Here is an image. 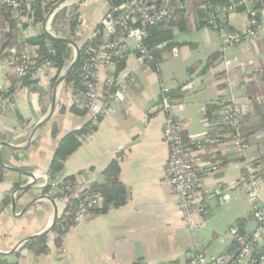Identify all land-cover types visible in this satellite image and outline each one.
Returning <instances> with one entry per match:
<instances>
[{
    "label": "crops",
    "instance_id": "1",
    "mask_svg": "<svg viewBox=\"0 0 264 264\" xmlns=\"http://www.w3.org/2000/svg\"><path fill=\"white\" fill-rule=\"evenodd\" d=\"M68 2L56 12L65 10L63 15L69 19L68 35L57 32V24H52L55 15L45 24L50 34L69 38L71 23L76 20L74 36L81 41L80 46L93 39L102 42L111 37L100 24L110 10L107 0ZM195 17L189 16L184 30L173 28L174 45L168 51H162V46L154 69L139 58L132 41L120 43L118 60L124 58V67L117 72L116 61L98 74L97 89L106 110L98 122L87 112L83 115L73 113L71 97L74 89L71 84L66 85L63 80L56 86L70 63L56 79L57 71L53 68L37 71L31 79L35 81L33 84L20 85L11 95L0 96V143L10 146H0L4 166H0L3 169L0 182V264H139L133 260L140 256L143 248L140 245L137 252L127 250L129 244L147 242L152 234L160 232V228L170 232L182 229V245L174 251L178 254L173 258L175 260H151L150 264H180L181 257L184 258L183 264H188L192 252L209 256L228 253L232 243L228 235L218 239V244L224 245L220 252L208 253L207 249L199 252L194 241L204 223L190 228L181 220L177 199L164 175L168 148L162 140L161 129L166 114L159 104L163 90H166L165 95L172 107L182 104V109L174 114L184 124L185 136L191 143L205 141L202 149L191 145L189 153L194 166L201 171L193 199L207 196L204 199L205 213L201 215L208 219L227 206V192L234 197L240 192L248 201L252 217L255 208L264 206V99L258 103L252 98L255 93L264 95V4L260 7L257 39L245 40L241 44L225 43L216 30L197 25ZM12 18L13 26L6 23L3 32L14 36L18 49L21 45L20 51L29 52L26 39L43 34L44 20L34 25L25 15L24 8L15 11ZM227 25L230 32H242L246 26L245 13L229 14ZM7 45L12 46L10 37ZM179 47L183 51L181 61L187 78L164 80L160 63L167 53L171 58H181ZM191 47L195 49L191 50ZM172 49L177 50V57L172 56ZM226 61L232 62L231 65L227 66ZM249 62L254 68L247 67ZM17 79L7 65L0 64V94H6ZM124 84L128 91L126 101L121 104L113 102L111 95ZM180 85H184L186 94L173 99L171 91ZM52 103L54 111L49 120L42 123ZM232 103L243 110L241 122L235 129L222 123L225 107ZM207 105L211 106L209 113ZM90 121L95 125V131L83 138L79 148L65 161L56 180L60 182L65 177L75 176L74 186L81 191L87 190L92 184L103 182L102 172L117 159L119 180L129 192L128 202L103 215L91 212L87 220L68 228L60 248L53 245V235L48 233L47 252L35 255L22 248L26 243L22 240L43 234L50 227L55 210L60 216L65 209L62 198L51 201L43 197L47 188L43 175H48L58 142ZM40 123L42 125L34 131ZM54 125L56 134L53 137ZM237 137L244 143L241 151L233 145ZM255 160L259 164L256 173L258 195L255 201H250L245 186H234L245 172L243 163ZM210 164H216L218 169L208 171ZM23 173L32 174L34 183L28 189H23L29 182ZM12 199H15L14 213ZM237 219L239 217L232 225ZM254 223L250 232L245 230L244 224L245 234L250 235L256 230L257 223ZM217 236L216 230L212 229V239ZM225 239L228 240L226 243Z\"/></svg>",
    "mask_w": 264,
    "mask_h": 264
},
{
    "label": "built area",
    "instance_id": "2",
    "mask_svg": "<svg viewBox=\"0 0 264 264\" xmlns=\"http://www.w3.org/2000/svg\"><path fill=\"white\" fill-rule=\"evenodd\" d=\"M37 0H0V11L11 9L14 11L24 8L29 10ZM55 2L53 5L52 18L57 11L62 9L68 0H41ZM192 0H132L118 8H111L102 18L100 24L108 30L112 39H107L99 44H89L84 52V57L80 64L79 79L80 88L75 90L71 97V104L79 110H84L91 114L93 118L101 117L105 113L104 104L100 101L97 89L98 74L102 69L110 68L115 60L120 56V43L123 40H130L134 44L135 51L139 58L149 65L154 62L153 56L144 45L147 37V30L156 27L161 23L170 21L174 13L178 10L188 9ZM68 2V3H67ZM197 10L202 16V21L206 26L216 30L227 44H241L245 40L254 41L257 39V27L259 24L260 7L264 0H198ZM51 9V10H52ZM244 12L246 15V26L242 32H230L227 29V16ZM7 32V31H5ZM164 45L158 46L159 49ZM9 56L7 68L18 78H23L28 74L34 76L37 71L52 68L49 59H43L36 63L37 54L20 51L17 47L10 46L6 49ZM48 54H53L51 49ZM173 57H177L176 49L171 50ZM232 62L226 61V65ZM247 67L254 68L251 62ZM159 107L166 114L161 129V137L168 148V156L164 168L165 178L168 180L172 194L176 197L178 208L182 218L190 228H193L192 216L194 214H204V199L194 200L198 176L201 172L197 169L189 157L191 145L198 149L205 147V141L197 140L190 142L184 134V124L175 117V111L182 109V104H175L172 107L169 98L163 90ZM128 97L126 85H121L112 95L111 100L118 104L124 103ZM253 101L260 102L264 95L255 93L252 95ZM242 108L235 103L225 107L222 123L230 128H237L241 122ZM236 150L241 151L244 143L240 137L233 141ZM208 171H216V164L208 165ZM245 169L234 187L245 186L247 188V198L250 201L257 199L256 173L257 168L253 162L243 163ZM46 181V193L44 198H53L54 194L61 192L65 196L62 198L65 208H71L60 223L66 219L73 225L80 224L88 219L91 212L101 205V198L96 194L82 193L75 186L66 185L59 188L60 182L51 180L48 175H43ZM33 178L28 184H33ZM218 194V193H216ZM63 214V213H62ZM61 214V215H62ZM59 217V216H58ZM254 221L257 223L256 230L247 235L239 233L236 226H231L228 236L236 243L237 248L228 253L220 255H205L192 252L188 258V264H260L264 257L259 255L257 246L262 243L264 237V206L255 208L252 213ZM71 227V226H70Z\"/></svg>",
    "mask_w": 264,
    "mask_h": 264
},
{
    "label": "trees",
    "instance_id": "3",
    "mask_svg": "<svg viewBox=\"0 0 264 264\" xmlns=\"http://www.w3.org/2000/svg\"><path fill=\"white\" fill-rule=\"evenodd\" d=\"M131 1L132 0H107L110 9L118 8ZM54 3L55 2H47V1L43 2L41 0H37L30 7L29 10L24 9L25 15H28V17L32 19V23L34 25L41 24L45 16L53 8ZM198 5H199L198 0H192L188 9L176 11L170 21L161 23L158 26L149 28L147 30V37L144 40V45L154 58V62L150 64V67L152 69L155 68V65L158 63L161 55V49H159L158 46L164 44V49H162V51L163 50L168 51L173 47L174 45L173 32H172L173 28H179L180 30H184L186 28V23L190 15L196 16L195 19L197 25L205 26V23L202 21V16L201 14H199L197 10ZM64 11L65 10H61L60 12L55 14L52 21L53 25L55 24L56 19H58L60 16L64 14ZM14 12L15 11L11 9H3L0 11V50L2 47L4 48L8 47L7 41H8V37L10 36L7 32H3V29L6 23L9 24V27L13 26L14 20L12 17ZM76 25H77V21L74 20L70 26L71 33L69 38L73 40V42H75L76 39L74 36V30ZM110 39H112V37H110ZM89 44L96 45L99 44V42L97 41V39H93L91 41L85 42L80 46L79 61L75 66V68L71 71V73H69L64 79V83L66 85L69 84L72 85L74 89L73 91L80 88V79H79L80 64L84 57V52ZM27 45L29 46L30 49L29 52L37 54V57L35 58L36 63H40L43 59L50 60V62L52 63V68L57 71V75L55 79L58 77L60 72L68 65V63L72 61L73 50L71 47H69L65 43L51 41L42 33L28 40ZM20 48L21 45L19 44V49ZM48 49H51L53 51V54H48L47 53ZM5 55L6 53L4 51L0 53L1 57ZM116 61H118V65H117L118 66L117 72H118L124 67V58L121 60H118L117 58L115 62ZM31 79H32V74L30 73L23 78L13 81V84L9 89V91L6 94H0V96L4 95L6 97L11 95L15 90L19 88L20 85L22 87L30 86L35 82ZM185 94L186 91L184 90V85H180L178 88L171 91V97L173 99L177 97H183ZM210 107L211 106L207 105L206 107L207 113L210 112ZM63 110L64 109H62L61 111ZM71 110L73 111V113L78 115H83L86 113V111L79 110L74 106L71 107ZM98 119L99 117H97L95 122H98ZM93 131H95V125H93V122L90 121L86 123L82 128L69 132L58 142V145L55 149L53 158L51 160V163L47 171V174L51 180L56 179V177H58L61 174V172L63 171V165L65 161L79 148V146L82 144L83 138L91 134ZM51 134L53 137L56 134L55 125L53 126ZM232 135L236 137V134H232ZM253 165L256 168L259 166L256 160L253 162ZM119 173H120L119 161L115 159L111 161L102 172L103 175L102 183L92 184L89 187V189L82 191V193L96 194L101 198L102 200L101 205L93 210L95 214L103 215L108 213L111 209H118L127 204L129 199V192L119 180ZM2 180H3V169L0 167V182ZM74 184H75V176H68L60 180L59 188H63L66 185L74 186ZM64 196L65 195L62 194L61 192H57L54 194L53 199L63 198ZM70 210L71 208L69 206L64 209L63 214L57 218V222L51 230V234L53 235L52 242L56 248L61 247L63 236L67 232L68 228L72 226L71 221L68 219H66L64 223H60L61 218H63L64 215ZM244 224H245V220L243 218H239L234 221L232 226H236L238 228L239 233L242 234L244 233ZM48 240L49 238L47 235L45 236L41 235L36 239L24 243L22 245V248L31 251L35 255L45 254L48 250ZM236 248H237L236 243L232 241L228 249V252L230 253L234 251ZM257 250L259 251V255L264 257V237L262 239L261 245L257 246Z\"/></svg>",
    "mask_w": 264,
    "mask_h": 264
},
{
    "label": "rangeland",
    "instance_id": "4",
    "mask_svg": "<svg viewBox=\"0 0 264 264\" xmlns=\"http://www.w3.org/2000/svg\"><path fill=\"white\" fill-rule=\"evenodd\" d=\"M55 24H57V32H61L62 34L68 33L69 19L66 16H60L59 19L55 21ZM60 25L61 27L59 28L58 26ZM50 27L51 26H49V29ZM51 30L52 29H50V31ZM80 42L75 39V43L79 47ZM178 49L181 51V58H171L167 53L160 63L161 76L164 80L173 78L178 80L183 78V80H185L187 78L186 69L181 61L183 59V51L181 47H179ZM194 49L195 47H191V50ZM8 59L9 56L6 53L5 56L0 58V64L6 66ZM153 72L155 75L157 74L155 73V71ZM188 96L189 95H187L185 98H187ZM226 197L229 199L227 206L225 208H221L219 211H216L208 219H205L203 215L199 214H194L191 218L194 226L204 223V226L198 231L196 241H194V243L196 244V249L199 252L203 251L204 249H207L206 251L208 253L213 254L220 252L223 249L224 245H219L218 239L221 237H225V235H228V228L232 225L233 220L237 217L245 219V230L247 232H250L254 229L255 223L250 215V206H248V201L244 198V195L238 192V197H234L231 193L227 192ZM181 220L183 221L184 219ZM183 222L184 225H188L185 220ZM206 226H208L209 228ZM210 229L216 230L218 234L216 239H212ZM182 232V229H176V231L170 232L164 231L163 228H160V232H158L157 234H152L147 242L145 240L142 241L141 244H134L131 242L129 244L130 248H128L127 250H133L134 252H137L139 246H142L143 251L141 252L140 256H135L136 258H134L133 260L134 263L139 262V264H142V262L147 261V264H150L149 262H151V260H175L176 258H173L177 257L178 254L174 251L178 248H181ZM227 241L228 240L225 239V243ZM179 263H184L183 257L179 258Z\"/></svg>",
    "mask_w": 264,
    "mask_h": 264
},
{
    "label": "water",
    "instance_id": "5",
    "mask_svg": "<svg viewBox=\"0 0 264 264\" xmlns=\"http://www.w3.org/2000/svg\"><path fill=\"white\" fill-rule=\"evenodd\" d=\"M52 13H53V9L47 14V16H46L45 19H44V22H43V28H44V30H43V34H44L49 40H51V41H54V42H61V43H65V44H67L69 47L72 48V50H73V54H74V56H73V58H72V61L70 62V64L68 65V67L66 68V70L64 71V73H63V74L59 77V79L57 80V83H56V86H57L60 82H62V81L65 79V77H66L69 73H71V71H72V70L75 68V66L77 65V63H78V61H79V57H80V47L77 46V44H76L75 42H73L71 39H69V38H65V37H57V36H53L52 34H50V33L45 29V24H46L48 18H50V16L52 15ZM10 39H11V42H12V46H13V47H17L16 44H15V42H14V36H13V35H10ZM30 39H32V38L26 39V41H28V40H30ZM2 51H4V47L1 48L0 53H1ZM52 102H53V100H52ZM53 104H54V103H52V105H51V109H50V112H49L48 116L46 117L45 121L42 122V123H45V122L48 121L49 118L51 117V115H52V113H53V111H54V106H53ZM41 125H42L41 123L38 124V125L36 126V128L34 129V131H35L37 128H39ZM0 146L10 147L9 145H7L6 143H3V142L0 143ZM0 166H1V167H4L3 164H2V161H1V155H0ZM7 170H10V171H12V172H20V171L17 170V169H11V168H7ZM21 173H22V172H21ZM23 174H24V176H26L27 178L32 179V174H30V173H23ZM31 185H32V184H28L27 187H25V188H23V189H28ZM43 197H44V196H43ZM46 199L52 201L53 198H46ZM32 204H33V203H32ZM30 205H31V204H30ZM11 207H12V212L14 213V212H15V199H12V200H11ZM24 211H26V210H24ZM57 218H58V214H57V210H55V212H54V217H53V220H52V223H51L50 227H49V228H48L43 234H41V235L44 236V235H47L48 233L51 232L52 228L54 227V225H55L56 222H57ZM196 229H197V228H194V230H196ZM41 235H40V236H41ZM37 237H39V236L29 237V238H26V239L22 240V242H27V241L32 240V239H35V238H37ZM15 249H16V248H14V249L11 251V253H12ZM11 253H10V254H11Z\"/></svg>",
    "mask_w": 264,
    "mask_h": 264
}]
</instances>
